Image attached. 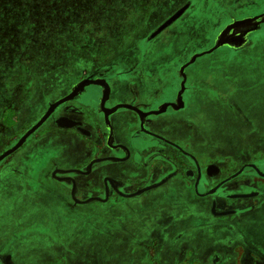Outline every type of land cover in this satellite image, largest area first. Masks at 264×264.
Listing matches in <instances>:
<instances>
[{
  "label": "rangeland",
  "instance_id": "rangeland-1",
  "mask_svg": "<svg viewBox=\"0 0 264 264\" xmlns=\"http://www.w3.org/2000/svg\"><path fill=\"white\" fill-rule=\"evenodd\" d=\"M50 3L38 5V9L30 4L29 16L9 15L24 28L0 32V155L16 144L50 103L82 81L98 80L107 85L105 78L143 75L136 74L137 67L151 51L148 63L158 70L159 77H166L158 78L162 89L147 90L154 102L177 97L182 76H186V109L178 116L187 115L190 123H183L184 130L179 124L180 131L215 150L225 149L221 142H227L230 150L239 149V127L217 117L221 113L228 117L235 109L228 98L245 99L251 112L264 108V22L247 33L248 44L246 34L197 57L182 72L181 67L193 55L222 40L231 24L264 18V0ZM22 5L27 6V2ZM185 5L181 16L152 37ZM35 10L38 14L44 10L40 18H36ZM224 96L226 101L221 99ZM192 115L202 131L196 132ZM37 136L39 133L33 139ZM27 150V146L22 147L0 163V264H210L213 251L206 256L198 247L212 243L215 237L238 240L237 257L230 263L264 264V255H260L263 249H248L245 259L240 257L243 249L238 245L241 237L261 236L257 220L245 223L246 229L239 231L241 236L230 229L221 233L218 226L223 222L219 221L205 228L206 220L193 216L182 196L173 192V184L154 190L142 202L128 199L120 203L112 196L105 204L69 207L68 191L48 184L47 178L37 170L28 171L27 165L24 169L19 160L29 153ZM42 154L46 159L36 161L41 173L49 171L52 156ZM14 159L17 164L12 165ZM22 173L31 176L27 184L26 179H19ZM40 178L43 184L39 185ZM53 187L57 196L50 189ZM33 191L38 192L34 195ZM160 238L166 243L158 244Z\"/></svg>",
  "mask_w": 264,
  "mask_h": 264
},
{
  "label": "flooded vegetation",
  "instance_id": "flooded-vegetation-1",
  "mask_svg": "<svg viewBox=\"0 0 264 264\" xmlns=\"http://www.w3.org/2000/svg\"><path fill=\"white\" fill-rule=\"evenodd\" d=\"M246 36L245 44H248V34ZM152 53L143 56L137 67L139 73L136 74L143 75L105 78L108 89L104 85H88L73 98L55 106L13 153L27 146L29 153L19 160L24 163V169L27 165L28 171L37 170V174L47 178L48 184L59 185L68 191L69 207H86L91 202L105 204L112 196H117L120 203L128 199L142 202L152 196L154 190L173 184V192L182 196L180 198L193 216L206 220L205 228H211L219 221L223 222L218 226L221 233L230 229L241 236L239 231L246 229L245 223L257 220V227L262 229L261 236L241 237L243 241L238 243L243 249L240 257L246 259L247 250L256 246L264 250V108L251 112L252 109L244 104L245 99L234 101L224 96L221 99L226 101L228 98L235 109L228 117L219 114L217 120L224 119L231 127H239V149L230 150L227 142H221L225 146L223 151L200 144L180 131L179 124L184 130L183 123H190L187 115L178 116L186 109L183 93L182 108L173 109L168 105L163 113H151L165 104L176 103L175 96L157 104L147 92L158 87L162 89L158 78H166L159 77L158 70L148 63ZM63 97L65 95L54 102ZM120 104L128 107L115 108ZM49 105L27 130L40 120ZM168 114H172L171 117ZM192 118L198 126L196 132L202 131L195 115ZM36 133L39 136L34 140ZM203 134L206 136L204 131ZM30 139L33 142L30 143ZM214 140L219 142L218 138ZM83 142L87 144L81 149ZM44 152L52 154L51 165L49 171L41 173L36 161L46 159ZM11 164H17V159ZM21 175L19 179H26L27 184L31 176L28 173ZM40 182L43 184L41 178L39 185ZM50 189L57 196V188ZM38 191L45 190L38 188ZM237 241L215 237L212 243L201 244L198 248L206 256L213 251L210 264H232L230 262L237 257ZM157 243L166 241L160 238ZM217 252L220 256L212 258L219 255Z\"/></svg>",
  "mask_w": 264,
  "mask_h": 264
},
{
  "label": "water",
  "instance_id": "water-1",
  "mask_svg": "<svg viewBox=\"0 0 264 264\" xmlns=\"http://www.w3.org/2000/svg\"><path fill=\"white\" fill-rule=\"evenodd\" d=\"M187 6L182 7L181 9H179L177 12H175L162 26H160L159 29H157L153 34L152 37L155 36L157 33H159L163 28H165L166 26H168L170 23H172L176 18H178L186 9ZM258 17L255 18H251V19H245V20H241V21H237L233 24H231V26H229L228 30L226 31L224 37L222 38V40L220 39L217 44L215 46H213L211 49L199 53V54H195L191 57V59L189 60L188 63H186L184 66L181 67V72L182 70L187 66L190 65L191 63H193L195 61V59L197 57H200L203 54L206 53H210L212 52L214 49L222 46V45H226V44H232V42L239 38H241L242 36L246 35L247 33L254 31L257 29V27L264 22V18L257 20ZM183 80L181 82L180 85V90L177 92V97H176V103H172V104H165L163 105L158 111L155 112H151L152 114H160L163 113L166 109V107L168 105H171V107L173 109H179L183 107V102H182V93L184 90V79H185V75L183 74ZM88 85H104L106 89H108L107 85L104 84L101 81L98 80H85L82 81L81 83L77 84L74 89L69 92V94H67L65 97L61 98L60 100L52 103L49 105L48 109L45 111V113L43 114V116L40 118V120L34 125L32 126L29 130H27L20 138L19 140L16 142V144L10 148L9 150L3 152L0 155V161L2 159H4L5 157H7L8 155H10L11 153H13L15 150H17L25 141V139L31 135L44 121L45 119L49 116V114L53 111L54 107L57 106L58 104L67 101L71 98H73L75 95H77L85 86ZM106 96V92H104V97ZM119 107H128L127 105H117L115 108H119ZM149 189V188H147ZM137 193H140L137 192ZM136 193V194H137Z\"/></svg>",
  "mask_w": 264,
  "mask_h": 264
},
{
  "label": "trees",
  "instance_id": "trees-1",
  "mask_svg": "<svg viewBox=\"0 0 264 264\" xmlns=\"http://www.w3.org/2000/svg\"><path fill=\"white\" fill-rule=\"evenodd\" d=\"M23 2H27V6H23ZM46 2H51L50 5H55V3L52 4V2H57V0H0V19H2L0 20V32L16 31L15 28L23 29L24 24L22 23V25H16L9 15H12L13 17H23L24 13H27L29 16L31 14V10L27 7L30 4H34V7L38 9V5H43ZM9 4H12V6L9 7ZM43 12L44 10H42L40 14L36 13V18H40ZM54 12L57 14V10H54Z\"/></svg>",
  "mask_w": 264,
  "mask_h": 264
},
{
  "label": "crops",
  "instance_id": "crops-1",
  "mask_svg": "<svg viewBox=\"0 0 264 264\" xmlns=\"http://www.w3.org/2000/svg\"><path fill=\"white\" fill-rule=\"evenodd\" d=\"M185 80H186V76H185ZM185 82V81H184ZM184 89H185V87H184ZM184 91V90H183ZM142 243V242H141ZM143 245H144V243H142Z\"/></svg>",
  "mask_w": 264,
  "mask_h": 264
}]
</instances>
